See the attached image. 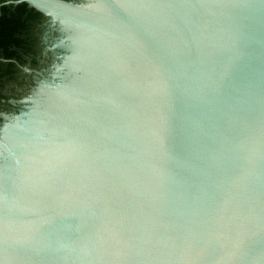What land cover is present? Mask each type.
Masks as SVG:
<instances>
[{
  "label": "water",
  "instance_id": "obj_1",
  "mask_svg": "<svg viewBox=\"0 0 264 264\" xmlns=\"http://www.w3.org/2000/svg\"><path fill=\"white\" fill-rule=\"evenodd\" d=\"M19 2L58 55L0 131V264H264V0Z\"/></svg>",
  "mask_w": 264,
  "mask_h": 264
},
{
  "label": "flooded vegetation",
  "instance_id": "obj_2",
  "mask_svg": "<svg viewBox=\"0 0 264 264\" xmlns=\"http://www.w3.org/2000/svg\"><path fill=\"white\" fill-rule=\"evenodd\" d=\"M57 36L49 18L27 3L0 0V131L51 73L57 62Z\"/></svg>",
  "mask_w": 264,
  "mask_h": 264
},
{
  "label": "bare ground",
  "instance_id": "obj_3",
  "mask_svg": "<svg viewBox=\"0 0 264 264\" xmlns=\"http://www.w3.org/2000/svg\"><path fill=\"white\" fill-rule=\"evenodd\" d=\"M145 4L151 5L154 9L165 11V9L171 8L174 9L175 6L172 2L168 3V0H141Z\"/></svg>",
  "mask_w": 264,
  "mask_h": 264
}]
</instances>
